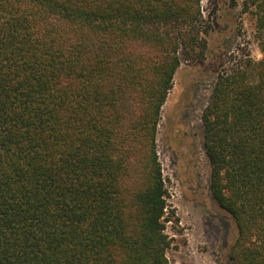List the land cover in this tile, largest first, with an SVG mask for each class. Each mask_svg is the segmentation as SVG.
<instances>
[{"label": "trees", "instance_id": "trees-1", "mask_svg": "<svg viewBox=\"0 0 264 264\" xmlns=\"http://www.w3.org/2000/svg\"><path fill=\"white\" fill-rule=\"evenodd\" d=\"M200 3L0 0V264H171L157 126L207 54ZM244 8L261 58L218 72L203 147L230 264H264V0Z\"/></svg>", "mask_w": 264, "mask_h": 264}, {"label": "rangeland", "instance_id": "rangeland-1", "mask_svg": "<svg viewBox=\"0 0 264 264\" xmlns=\"http://www.w3.org/2000/svg\"><path fill=\"white\" fill-rule=\"evenodd\" d=\"M200 5L210 25L207 54L180 64L157 126L156 148L168 190L167 256L171 264H230L236 226L211 195L201 114L218 72L245 57L258 60L261 52L245 0H201Z\"/></svg>", "mask_w": 264, "mask_h": 264}]
</instances>
